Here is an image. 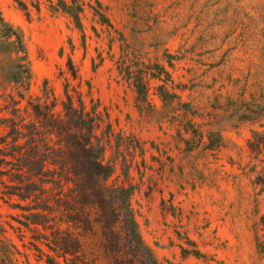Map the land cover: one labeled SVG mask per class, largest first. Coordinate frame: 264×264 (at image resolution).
Wrapping results in <instances>:
<instances>
[{"label":"rangeland","instance_id":"rangeland-1","mask_svg":"<svg viewBox=\"0 0 264 264\" xmlns=\"http://www.w3.org/2000/svg\"><path fill=\"white\" fill-rule=\"evenodd\" d=\"M19 1L28 10L0 0V14L22 34L30 95L48 92L61 109L68 91L96 111L112 180L135 187L158 262L264 264V192L248 145L264 130V0ZM61 1L81 7V29L54 8ZM161 86L178 98L163 101ZM3 108L0 98V118ZM2 183L0 218L18 227ZM9 237L31 264H47L28 231Z\"/></svg>","mask_w":264,"mask_h":264},{"label":"trees","instance_id":"trees-1","mask_svg":"<svg viewBox=\"0 0 264 264\" xmlns=\"http://www.w3.org/2000/svg\"><path fill=\"white\" fill-rule=\"evenodd\" d=\"M54 8L82 28L81 7L61 1ZM138 78L146 100L145 77ZM30 82L22 34L0 14V98L6 111L0 118L1 199L13 201L9 205L19 212L12 217L18 227L0 218V264H31L9 228L28 231L30 247L47 264H161L141 237L131 203L135 187L112 180L115 165L105 160L96 111L81 98L76 106L68 91L59 109L48 92L32 97ZM159 92L163 101L178 98L165 86ZM248 145L260 167L254 166L255 183L264 192V130L253 131ZM261 225L264 232V215ZM259 251L264 259V240Z\"/></svg>","mask_w":264,"mask_h":264}]
</instances>
